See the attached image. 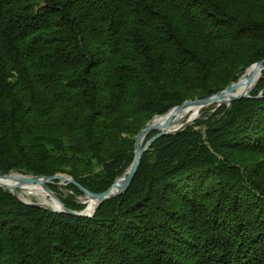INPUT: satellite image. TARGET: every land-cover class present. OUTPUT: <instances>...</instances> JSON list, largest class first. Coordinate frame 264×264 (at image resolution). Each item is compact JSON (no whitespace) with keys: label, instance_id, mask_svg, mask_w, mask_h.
Here are the masks:
<instances>
[{"label":"trees","instance_id":"obj_1","mask_svg":"<svg viewBox=\"0 0 264 264\" xmlns=\"http://www.w3.org/2000/svg\"><path fill=\"white\" fill-rule=\"evenodd\" d=\"M263 59L264 0H0V174L104 191L148 120ZM0 264H264V69L249 98L153 140L92 217L0 188Z\"/></svg>","mask_w":264,"mask_h":264},{"label":"water","instance_id":"obj_2","mask_svg":"<svg viewBox=\"0 0 264 264\" xmlns=\"http://www.w3.org/2000/svg\"><path fill=\"white\" fill-rule=\"evenodd\" d=\"M250 68H253L252 74H253V72H255L257 70L260 71V74H261V71L264 69V59L253 63L252 65H250V67H248L246 69V71ZM252 74L248 75V77L244 79V82H248L249 79L251 78ZM240 78H238L234 82L229 83L228 86L221 91H218V92H216L212 95H209L207 97H204V98L185 100L183 103L178 104V105L170 108L165 113H163L161 115H156L153 118H151L146 123V125L141 129V131L138 133V135L136 136L134 157H133L132 162L125 169V171L121 175L117 176L114 179V181L112 182V184L107 189H105L104 191L97 192V193L88 191L87 189L83 188L78 183H76L70 176H68L66 174H56L53 176H43V175L38 176V175L22 174L20 172H15V171H10L6 174H0V178L13 179L12 175H17L18 178L16 179V181H17L18 185L9 186L7 184H0V188L9 191L19 201H21L22 203L27 204V205L43 207V208H47L51 211L68 213V214L75 215V216L92 217L100 203H102L105 200L115 198V197L123 194L126 191V189L128 188L130 182L132 181V179H133V177L137 171V168H138V165L140 163V159H141L143 152L145 151V149L148 148V146L151 144V142L153 140H155L156 138H158L159 136L164 135V134H176V133H178L179 131L183 130L188 124L192 123L193 120L197 116L192 118L191 120L185 121L180 127H178L175 130H168L167 129L169 126V121H170L169 119L161 127V129L158 128L156 125H152V122L154 121V119L163 117L165 115L171 116V115L177 113L178 111H180L182 108H185V107L195 106V107H198L199 109H201V108L207 107L211 104H215L216 106H220L222 104L229 105L231 102H233L235 100H238L241 98H249L250 93H251L250 91L244 92V93H239V94H231L232 90L236 86L237 81ZM257 80H258V78H257ZM257 80H256V82H257ZM152 130H156L157 132L155 133L154 136H152L148 141H146L143 144L142 137H145V135ZM24 182H36V183L40 184L41 189L46 193V195L49 196V198H51L52 200H54L56 202L57 208L52 209V208H49L43 204L28 202V201H25V200L19 198V196L16 194L17 189L19 188V184L24 183ZM53 183H57L59 185H66V184L70 183V184L75 185L77 188L80 189V191L82 193L81 197L85 198L86 200H89L90 202H92L93 205H91V203H86V206L81 211H74V210L68 209L63 204V202L59 199V197L49 188L48 185L53 184Z\"/></svg>","mask_w":264,"mask_h":264},{"label":"bare ground","instance_id":"obj_3","mask_svg":"<svg viewBox=\"0 0 264 264\" xmlns=\"http://www.w3.org/2000/svg\"><path fill=\"white\" fill-rule=\"evenodd\" d=\"M253 68L248 69L244 75L237 81L236 86L232 90L231 94H239V93H244L248 92L250 88L253 86V84L256 82L257 78L260 75V71H255L252 74ZM252 74L251 78L249 79L248 82H244V79L248 77V75ZM200 109L195 106H190V107H185L182 108L180 111L177 113L169 116L165 115L160 118L154 119L152 122V125H156L158 128L161 129V127L167 122L169 119V126L168 130H175L178 127H180L183 124V120H191L192 118L196 117L199 114ZM144 137H142L143 140ZM13 179H5V178H0V184H7L9 186H14L18 185L16 179L18 178L17 175H12ZM18 190L25 194V195H31L34 194L38 198V203L43 204L49 208L55 209L57 208V204L54 200L51 198H48L46 193L41 189L40 184L36 182H24L19 184ZM23 200L31 202L30 199L23 197ZM87 203H91L89 200H87Z\"/></svg>","mask_w":264,"mask_h":264},{"label":"rangeland","instance_id":"obj_4","mask_svg":"<svg viewBox=\"0 0 264 264\" xmlns=\"http://www.w3.org/2000/svg\"><path fill=\"white\" fill-rule=\"evenodd\" d=\"M250 67V66H249ZM248 68V67H247ZM246 68V69H247ZM246 71V70H245ZM245 71L240 75V76H238V78H240L244 73H245ZM261 73H262V71H261ZM260 77H261V74H260V76L258 77V80H257V82H255L254 84H253V87H251V89L249 90L251 93L255 90V88H256V85H257V83H258V81H259V79H260ZM237 78V79H238ZM236 79V80H237ZM235 80V81H236ZM231 82H234V81H231ZM231 82H229V83H231ZM228 83V84H229ZM228 84H227V86H228ZM227 86H225L224 88H226ZM223 88V89H224ZM222 89V90H223ZM251 93H250V96H251ZM222 105H225V106H229V105H226V104H222ZM212 106H214V107H212ZM218 106H216L215 104H211V105H209V106H207V107H204V108H201L200 109V111H199V114L197 115V117L193 120V122L192 123H190V124H188V125H191V124H193L194 123V121L198 118V117H200L201 116V114H202V112H203V110H205V112H206V114H207V116H209L216 108H217ZM149 121V120H148ZM147 121V122H148ZM146 122V123H147ZM183 123L185 122V120H183L182 121ZM146 125V124H145ZM153 131V130H152ZM149 140V138L148 137H144V139H143V142L144 141H148ZM59 185V184H58ZM64 187V185H59V189H60V191L61 192H63L64 194L65 193H67L68 191H67V189H65V188H63ZM18 196H19V198H21V199H23V197H26V198H28V199H30L31 200V202H34V203H38V198H37V196L36 195H34V194H31V195H25V194H23V193H21L18 189H17V193H16ZM57 195V194H56ZM58 196V195H57ZM48 198H49V196H47ZM77 199H79L81 202H85V204L87 203V200L85 199V198H82V197H77ZM53 212H55V211H53Z\"/></svg>","mask_w":264,"mask_h":264}]
</instances>
